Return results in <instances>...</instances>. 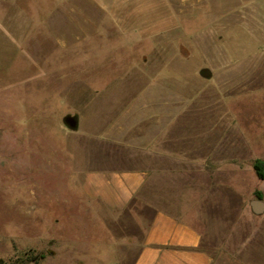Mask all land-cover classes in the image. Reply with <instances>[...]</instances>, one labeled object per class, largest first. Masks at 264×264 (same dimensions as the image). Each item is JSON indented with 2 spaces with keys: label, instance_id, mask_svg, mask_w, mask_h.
I'll return each instance as SVG.
<instances>
[{
  "label": "rangeland",
  "instance_id": "obj_1",
  "mask_svg": "<svg viewBox=\"0 0 264 264\" xmlns=\"http://www.w3.org/2000/svg\"><path fill=\"white\" fill-rule=\"evenodd\" d=\"M156 74L232 134L186 218L221 263L264 264V0H0V264H134L153 212L85 197L73 131Z\"/></svg>",
  "mask_w": 264,
  "mask_h": 264
},
{
  "label": "crops",
  "instance_id": "obj_2",
  "mask_svg": "<svg viewBox=\"0 0 264 264\" xmlns=\"http://www.w3.org/2000/svg\"><path fill=\"white\" fill-rule=\"evenodd\" d=\"M150 78L158 82L135 92L126 109L96 111L73 131L83 146L82 192L111 210L140 202L153 212L134 264H226L206 250L187 218L205 215L209 185L202 177L211 165L231 162V130L201 121L185 90L164 89L158 74Z\"/></svg>",
  "mask_w": 264,
  "mask_h": 264
},
{
  "label": "trees",
  "instance_id": "obj_3",
  "mask_svg": "<svg viewBox=\"0 0 264 264\" xmlns=\"http://www.w3.org/2000/svg\"><path fill=\"white\" fill-rule=\"evenodd\" d=\"M69 119H70V118L67 117V118H66V122H68ZM71 129L74 130L75 127H71ZM254 169H255V171H256L258 177H259L261 180H264V161L261 160V159H257V160L255 161V163H254ZM257 197H258V199L263 200L262 195H261V193H259V192L257 193ZM42 258H45V256L42 255Z\"/></svg>",
  "mask_w": 264,
  "mask_h": 264
},
{
  "label": "water",
  "instance_id": "obj_4",
  "mask_svg": "<svg viewBox=\"0 0 264 264\" xmlns=\"http://www.w3.org/2000/svg\"><path fill=\"white\" fill-rule=\"evenodd\" d=\"M250 206L255 215L261 216L264 214V200L255 199Z\"/></svg>",
  "mask_w": 264,
  "mask_h": 264
}]
</instances>
